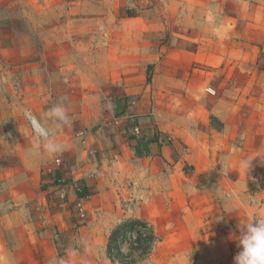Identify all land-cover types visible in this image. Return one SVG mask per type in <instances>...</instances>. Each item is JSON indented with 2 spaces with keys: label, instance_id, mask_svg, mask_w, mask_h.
<instances>
[{
  "label": "crops",
  "instance_id": "obj_1",
  "mask_svg": "<svg viewBox=\"0 0 264 264\" xmlns=\"http://www.w3.org/2000/svg\"><path fill=\"white\" fill-rule=\"evenodd\" d=\"M0 69L33 90L46 137L0 215V264H115L128 218L152 226L150 256L234 264L237 224L264 212V0H0ZM158 170L176 183L162 223L118 182Z\"/></svg>",
  "mask_w": 264,
  "mask_h": 264
},
{
  "label": "rangeland",
  "instance_id": "obj_2",
  "mask_svg": "<svg viewBox=\"0 0 264 264\" xmlns=\"http://www.w3.org/2000/svg\"><path fill=\"white\" fill-rule=\"evenodd\" d=\"M10 77L9 72L0 69V215L4 210H8L10 200L27 194L29 184L37 175V167L43 159L42 153L36 151V149L46 139L41 134V129L34 123L36 121L33 118V112L38 107L30 104L33 99V90H27L20 79H16L17 75L13 74L12 78ZM185 173L187 174L188 171H185ZM171 174L166 170L162 172L158 170L156 174L144 176V179L140 180L141 184L144 183L141 186H137L136 183L133 184L129 178L126 179L130 180L127 183L123 178L118 182L121 184L124 180L125 184L119 187L121 190L124 189L125 195L131 194L135 197L133 201L137 200L138 202L133 203H137V206L138 203L145 202L146 212L144 214L151 217V220L161 221L162 223L168 217L163 214L165 207H169L166 197L171 188L176 185L168 178L172 177ZM118 193L120 192L118 191ZM183 200L181 198L178 201L179 207L182 206ZM127 206L126 209H133L131 201ZM9 208L19 209V205L18 207ZM13 224L19 225L14 218L11 220V225ZM22 224H24V221ZM6 236L8 235L5 234ZM151 252L143 255L135 252L128 261H135L134 264H156V261H162L163 264H198L199 256L194 250H185L177 255L164 256L163 259L159 258V254L158 257L150 256ZM2 262L3 264L12 263V261ZM19 262L29 264L28 261ZM49 262L50 264H57L55 261ZM65 264L92 263L65 261ZM93 264H101V262L95 261Z\"/></svg>",
  "mask_w": 264,
  "mask_h": 264
},
{
  "label": "clouds",
  "instance_id": "obj_3",
  "mask_svg": "<svg viewBox=\"0 0 264 264\" xmlns=\"http://www.w3.org/2000/svg\"><path fill=\"white\" fill-rule=\"evenodd\" d=\"M47 116L58 124H67L69 121L62 103L48 109ZM57 147L51 140L46 144L49 152H56ZM237 230L239 235L234 239L239 251L234 257V264H264V212L240 220Z\"/></svg>",
  "mask_w": 264,
  "mask_h": 264
},
{
  "label": "trees",
  "instance_id": "obj_4",
  "mask_svg": "<svg viewBox=\"0 0 264 264\" xmlns=\"http://www.w3.org/2000/svg\"><path fill=\"white\" fill-rule=\"evenodd\" d=\"M78 195H82L81 192ZM157 240L152 226L137 218H128L115 226L109 234L107 254L118 264H134L128 259L135 253L147 254L151 252L152 245Z\"/></svg>",
  "mask_w": 264,
  "mask_h": 264
},
{
  "label": "built area",
  "instance_id": "obj_5",
  "mask_svg": "<svg viewBox=\"0 0 264 264\" xmlns=\"http://www.w3.org/2000/svg\"><path fill=\"white\" fill-rule=\"evenodd\" d=\"M133 131H134L135 134H140L139 127H134Z\"/></svg>",
  "mask_w": 264,
  "mask_h": 264
},
{
  "label": "bare ground",
  "instance_id": "obj_6",
  "mask_svg": "<svg viewBox=\"0 0 264 264\" xmlns=\"http://www.w3.org/2000/svg\"><path fill=\"white\" fill-rule=\"evenodd\" d=\"M34 123H36V122H34ZM36 125H37V123H36ZM37 127H39L38 125H37ZM40 128V127H39Z\"/></svg>",
  "mask_w": 264,
  "mask_h": 264
}]
</instances>
